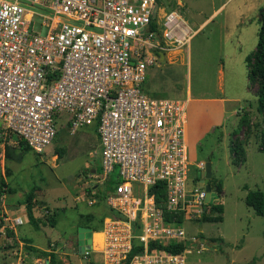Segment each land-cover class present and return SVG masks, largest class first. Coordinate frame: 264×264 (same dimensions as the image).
I'll use <instances>...</instances> for the list:
<instances>
[{"label": "built area", "instance_id": "built-area-1", "mask_svg": "<svg viewBox=\"0 0 264 264\" xmlns=\"http://www.w3.org/2000/svg\"><path fill=\"white\" fill-rule=\"evenodd\" d=\"M194 34L156 0H0V131L42 153L61 129L95 128L90 187L110 182L105 200L121 215L104 220L105 264H185V253L204 247L185 230L208 213L204 175L190 173L187 101L143 90L148 68ZM196 167L205 173L204 160ZM2 220L23 223L7 213ZM134 241L143 248L128 257ZM184 243L180 252L164 248ZM11 254L10 264L28 256Z\"/></svg>", "mask_w": 264, "mask_h": 264}, {"label": "rangeland", "instance_id": "rangeland-1", "mask_svg": "<svg viewBox=\"0 0 264 264\" xmlns=\"http://www.w3.org/2000/svg\"><path fill=\"white\" fill-rule=\"evenodd\" d=\"M156 5L162 12L177 11L194 30L205 23L188 47L171 52L148 68L144 92L149 96L185 98L191 90V97L200 92L227 101L220 126L214 129L212 122L217 116L208 109L200 114V124L195 123L191 132V176L201 179L204 171L196 163L211 161L210 185L215 188L221 181L223 189L213 203L222 204L223 212L221 221L198 219L185 223L189 236H204L199 239L204 247L195 246L185 253V264H264V218L244 201L249 189L264 192V151L260 149L264 121L256 108L257 83L249 82L245 61L257 45L263 0H156ZM228 33L234 37L226 42L224 35ZM240 45L241 49L235 47ZM20 140L11 131H0V264H8L15 248L19 254L22 251L28 255L23 264H35L32 257L37 255L46 258L33 249L29 251L27 239L45 252L53 244L52 251L60 264H105L101 247L80 254L77 246L78 228L87 219L85 213L102 215L100 208L110 189L108 182L96 189L90 187L92 174L88 169L95 165L90 161L100 158L95 128L84 127L76 134L61 129L42 153L26 143L20 145ZM197 140L200 144L195 143ZM234 141L241 142L244 155L235 154ZM36 187L43 190L37 191ZM31 190L32 196L40 199L36 201L42 219L40 229L26 221L15 230L9 228L2 213L6 209L12 215H25V194ZM207 212L217 214L211 210V203ZM51 218H56V224L50 223Z\"/></svg>", "mask_w": 264, "mask_h": 264}, {"label": "trees", "instance_id": "trees-1", "mask_svg": "<svg viewBox=\"0 0 264 264\" xmlns=\"http://www.w3.org/2000/svg\"><path fill=\"white\" fill-rule=\"evenodd\" d=\"M245 61L247 62V76L250 83H257V89L255 92L256 99H257V111L262 115L263 121H264V13L262 14L261 20H260V27L258 30V41L255 48V51L252 54H249L247 57H245ZM25 141L21 139L19 141L20 145H23ZM261 151H264V122H263V130L261 132ZM233 150L236 155L242 156L244 155V149L241 142L234 141ZM237 156V158H239ZM99 168V167H98ZM97 168V169H98ZM109 185V188H112V185L110 182L107 183ZM158 186V185H156ZM155 186V187H156ZM215 188H217V192L222 191V183L221 181H217L215 184ZM33 190V189H32ZM29 191L25 195V207H26V213L28 217L29 223L36 229H40V222L41 220L39 218H36L33 214V206L35 204V201H33V191ZM163 194V193H160ZM105 200V199H104ZM159 201V199H158ZM245 204L248 207H251L254 212L257 215L263 216L264 218V192L260 189H249L245 196ZM211 210L213 212H217L215 215H208L207 213L202 214L200 220L202 221H221L222 220V212H223V206L222 204L218 203H211ZM113 216L120 217L121 215L118 212L110 210ZM50 223L52 225L55 224V219L51 218ZM263 236H264V229H263ZM198 239L204 238V236L201 235V233L197 236ZM187 244H178V245H169L164 246L167 250L171 252H180L186 247ZM161 244L156 243H149L148 248L153 247H161ZM29 249H33L36 252H40V254L45 255L48 258V264H60L59 259L57 258L56 253L54 252H45L42 250H38L37 248H34L33 246H28ZM143 247L136 244V242H133V246L131 251L128 254V257L132 256L134 253L140 251ZM263 257H264V251H263Z\"/></svg>", "mask_w": 264, "mask_h": 264}, {"label": "crops", "instance_id": "crops-1", "mask_svg": "<svg viewBox=\"0 0 264 264\" xmlns=\"http://www.w3.org/2000/svg\"><path fill=\"white\" fill-rule=\"evenodd\" d=\"M207 20V19H206ZM205 20V21H206ZM205 22L201 23L200 26L195 30V33L201 29L203 27ZM223 32V31H222ZM234 35L232 33H228L227 35H224V40L226 42L230 41L231 38H233ZM239 44H241V41H237ZM237 49H241V45L240 46H235ZM170 55L167 54L165 59ZM245 57V56H244ZM164 59V60H165ZM219 74L221 75V77L223 76V71L222 69L220 68L219 70ZM191 90H188L186 96L184 99H186L187 101V111H188V120H187V125H186V129H185V134H186V139H187V143H188V146L190 147V142H191V132H192V129L194 127V124H200V114L204 112V114L207 112L206 110H210L211 113H215V115L217 116V120L215 122H212L214 123V129L217 127V126H220L225 118V115H226V98L225 97H207L205 95L200 94V92H198L194 97H191ZM183 98V97H182ZM210 123V124H212ZM197 131H200V129L198 128ZM200 141H196L195 143H199ZM200 144V143H199ZM12 188V187H11ZM94 189L98 188V187H93ZM37 191H41L43 190L42 187H36ZM13 191H17L15 187L12 188ZM223 190V189H222ZM18 192V191H17ZM20 193V192H19ZM22 193V192H21ZM26 195V194H25ZM40 195H38L39 197ZM106 197V196H105ZM93 198V197H92ZM76 199V197L74 198ZM37 200H40L39 198H35V196L33 197V201H35V204L33 206V214L36 218H39L40 219V212H39V206L38 204H36V201ZM46 201V200H45ZM95 202V201H92V203ZM102 204V203H101ZM100 204V205H101ZM104 205H102V207L100 208L101 211H102V215H95V214H92V213H85L87 215V219H84L83 220V223L81 224V226H88L92 229L93 233L95 232H102V227H103V220H105L106 218H108L109 216L113 215L107 205V202L106 200H104ZM21 211V210H20ZM57 211V210H56ZM8 214L9 216L11 217H15V216H18L21 218V220L23 221V223H25V221L27 223H29L28 221V217H27V213H25V215H22L23 212H20L18 215H12V214H9L7 212V210L5 209L4 213H2V215H5V214ZM15 213H18L17 211H15ZM103 218V220H102ZM41 222H42V219H40ZM56 220V218H55ZM41 222H40V227H41ZM22 223V224H23ZM94 223H96L97 225L95 226ZM30 224V223H29ZM55 224H56V221H55ZM17 226L19 225H15L14 228H11L13 230H15L17 228ZM201 231V230H200ZM0 243H1V239H0ZM26 244L27 246H33L34 248H36L31 240L27 239L26 241ZM92 248L94 246V243L92 241ZM53 244H49L47 248H45L44 250L46 251H49L51 252L52 251V247ZM77 246H78V243H77ZM95 248V247H94ZM17 250V248H15ZM38 250H40V248H37ZM93 250V249H92ZM29 251H31V249H29ZM43 251V250H42ZM32 252V251H31ZM54 252V251H52ZM37 254H39L38 252H36ZM55 253V252H54ZM87 254V253H85ZM30 255V254H29ZM44 258L46 261H47V257H43V256H34L32 257V260L33 261H36L37 258ZM9 262L8 264H10L12 261H15V257H12V255H9ZM26 262V261H25ZM48 264V263H47Z\"/></svg>", "mask_w": 264, "mask_h": 264}, {"label": "water", "instance_id": "water-1", "mask_svg": "<svg viewBox=\"0 0 264 264\" xmlns=\"http://www.w3.org/2000/svg\"><path fill=\"white\" fill-rule=\"evenodd\" d=\"M264 13V0H263V7L260 9V17ZM163 53H160V57L162 59ZM212 176V169H211V161L208 159L205 162V173L204 178L202 179V183L204 184V188L206 190V197L205 203H213V201L219 198L217 188H212L210 185V178ZM92 241H93V231L88 226H80L78 228L77 234V243H78V253H89L92 251ZM48 263V258H47Z\"/></svg>", "mask_w": 264, "mask_h": 264}, {"label": "bare ground", "instance_id": "bare-ground-1", "mask_svg": "<svg viewBox=\"0 0 264 264\" xmlns=\"http://www.w3.org/2000/svg\"><path fill=\"white\" fill-rule=\"evenodd\" d=\"M103 239H104V233L102 232H95L93 233V243H94V247L96 249V247L98 246L99 248L102 247L103 245Z\"/></svg>", "mask_w": 264, "mask_h": 264}, {"label": "flooded vegetation", "instance_id": "flooded-vegetation-1", "mask_svg": "<svg viewBox=\"0 0 264 264\" xmlns=\"http://www.w3.org/2000/svg\"><path fill=\"white\" fill-rule=\"evenodd\" d=\"M90 163L91 164H95L94 166H90V168L88 169L89 170V173L92 174L99 167V161H95V160L91 159ZM84 170H87V169H84ZM82 172H83V170H82ZM81 175H83V173H81Z\"/></svg>", "mask_w": 264, "mask_h": 264}]
</instances>
